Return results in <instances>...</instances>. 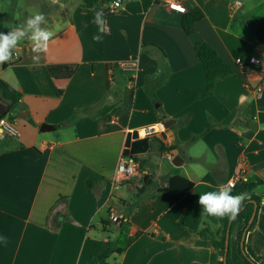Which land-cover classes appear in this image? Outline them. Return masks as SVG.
Masks as SVG:
<instances>
[{
    "label": "crops",
    "instance_id": "1",
    "mask_svg": "<svg viewBox=\"0 0 264 264\" xmlns=\"http://www.w3.org/2000/svg\"><path fill=\"white\" fill-rule=\"evenodd\" d=\"M27 1L33 6L27 17L45 14V26L55 35L39 64L32 62L25 41L11 62L0 65V80L22 94L11 114L19 136L0 139V236L8 239L7 246L0 243V264H88L111 240L110 233L118 235L102 229L112 215L130 222L131 236L142 234L111 264H216L220 253L200 232L219 239L220 222L202 214L199 195L237 175L245 182H264V89L258 99L235 63L257 57L264 76V51L249 23L258 12L243 10L236 0H185L187 13L199 8L205 15L187 35L181 26L184 14L171 11L168 0H123L116 14H105L110 0L92 8H84L83 0ZM6 2L0 3L4 33L17 22V0L3 8ZM101 10L97 25L93 18ZM95 34L102 42L92 40ZM201 43L234 70L205 99H199L207 87L205 70L195 51ZM132 60H139L138 77L118 67ZM57 65L77 66L68 82L50 75L48 67ZM163 66L168 79L155 90L160 104H154L145 85L161 77ZM159 121L174 122L164 137L148 139L147 152L136 148L139 176L113 184L124 151L130 152L135 139L144 140L137 132ZM201 139L213 162L190 153ZM202 168L206 175H200ZM144 175L152 184L137 208L136 189ZM174 176L192 181L193 189L159 192ZM256 193L264 195V187ZM243 229L242 223L230 237L232 264H245ZM244 249L264 264V202Z\"/></svg>",
    "mask_w": 264,
    "mask_h": 264
},
{
    "label": "trees",
    "instance_id": "2",
    "mask_svg": "<svg viewBox=\"0 0 264 264\" xmlns=\"http://www.w3.org/2000/svg\"><path fill=\"white\" fill-rule=\"evenodd\" d=\"M99 0H83L82 6L84 8H92L97 5ZM111 1V0H110ZM205 17L203 11L199 8H195L194 10L184 14V17L181 22V26L185 34L191 35L194 32V25L203 20ZM250 24L255 25V36L257 43L264 51V15L257 16L253 18ZM195 51L197 57L203 64L207 87L206 90L199 95V99H205L212 96L215 92V86L219 79L226 78L234 74V70L228 65L224 59L217 53L215 49H213L207 43L198 44L195 47ZM164 54V53H163ZM119 67V66H118ZM77 66L76 65H57V66H49L48 71L52 78L57 82L66 83L68 82L75 73ZM120 68V67H119ZM163 70V71H162ZM165 70V71H164ZM161 77L155 81H148L145 85V91L152 103L160 104L157 96L155 94V90L165 84L167 82L166 68L163 66L161 69ZM22 99V94L18 92L16 89L12 88L6 82L0 80V102L9 106V110L5 116H9L12 111L17 109L20 101ZM113 106L105 107L106 111H110L114 108ZM158 113L162 116L164 112L161 108L157 109ZM80 112H75L73 116L68 120V123H74L79 117ZM1 118V116H0ZM190 119V115L185 116L181 121V125H187ZM212 128V124H210L205 131L208 132ZM194 139V138H193ZM149 140H138L135 139L130 146V152L128 153L130 156L134 157L136 160V148L141 152H147L149 150ZM124 155H128L126 151L123 153ZM152 184V179L150 177L144 175L141 179L140 186L137 187V208L140 201L143 199L141 196L146 192L147 188ZM88 186L93 187L91 183H88ZM194 187V183L184 177L174 176L169 177L165 181V185L159 189V192L165 193H189ZM260 187H264L263 181H255V182H239L235 188H233V194L239 195L241 193H247V198L243 202V206L236 216L234 220H232L230 237L235 232L236 228L240 224H244V229L240 233V253L245 261V264H258L256 263L246 252L244 249V241L242 243L243 235L252 231L256 225L257 221V212L260 206L264 202V195H258L256 192ZM142 199H141V198ZM127 201H124L122 204H126ZM255 203L258 205L256 215L251 224L250 220L255 211ZM133 206L129 209L130 213H132ZM138 210V209H137ZM127 215V216H129ZM220 222V234L219 239H215L210 235L209 231L203 230L200 232V235L204 238H207L211 241L212 246L215 250L220 253V259L216 264H224L225 259V241H226V233L227 228L230 221L225 219H219ZM130 222L125 219V217L119 218L117 221H114L111 217L109 220H106L102 224V229L116 231L118 235L109 240L105 247H103L99 252L91 257V260L88 264H111L110 259L114 256L122 255L134 242L135 240L142 234L138 233L135 236L130 235ZM226 264H232L231 259V250L229 247V251L226 254Z\"/></svg>",
    "mask_w": 264,
    "mask_h": 264
},
{
    "label": "clouds",
    "instance_id": "3",
    "mask_svg": "<svg viewBox=\"0 0 264 264\" xmlns=\"http://www.w3.org/2000/svg\"><path fill=\"white\" fill-rule=\"evenodd\" d=\"M103 20V12L96 11L93 23L99 25ZM47 19L45 14L37 12L24 20L15 27H10L7 33L0 32V65L11 62L16 54L17 49L25 41L31 45L33 53L31 59L34 64H39L41 54L46 53L49 48V42L55 33L46 27ZM92 40L100 43L103 40L101 34L92 36ZM190 153L195 158L205 157L209 162L214 161L211 150L208 145L201 139L196 141L190 149ZM207 169L202 168L200 175H206ZM247 193L239 195L233 194V188L229 184H221L215 190L204 191L199 195L198 204L202 208V214L207 217L218 219L227 218L229 221L234 220L240 212ZM0 243L7 246L8 239L6 236H0Z\"/></svg>",
    "mask_w": 264,
    "mask_h": 264
},
{
    "label": "built area",
    "instance_id": "4",
    "mask_svg": "<svg viewBox=\"0 0 264 264\" xmlns=\"http://www.w3.org/2000/svg\"><path fill=\"white\" fill-rule=\"evenodd\" d=\"M237 5H240L239 3ZM167 6L171 11H175L181 14H186L187 9L185 6V0H168ZM124 8L123 0H111L105 14H116ZM237 68L241 74L245 76V86L252 91L259 99L263 94V73L261 71L262 61L257 57H252L248 60L247 64L238 58L235 61ZM247 65L249 68H247ZM119 67L132 77H138L140 74L139 60L125 61L119 64ZM114 123V122H113ZM167 132L165 122L159 121L155 124L149 125L140 129L137 132V136L143 139L150 138H162ZM19 136V130L15 123V120L11 116H4L0 118V139H16ZM172 159V157H169ZM139 162L132 156L122 155L119 159L116 169V175L114 178L115 185L131 181L139 176ZM243 181L240 175L231 178L227 184L235 188L236 185ZM122 217H115L112 215V219L117 221Z\"/></svg>",
    "mask_w": 264,
    "mask_h": 264
},
{
    "label": "rangeland",
    "instance_id": "5",
    "mask_svg": "<svg viewBox=\"0 0 264 264\" xmlns=\"http://www.w3.org/2000/svg\"><path fill=\"white\" fill-rule=\"evenodd\" d=\"M10 0H7L6 3H2L3 4V8H8L10 7L9 4L13 3L15 0H11L10 2H8ZM237 2H239L242 5V9H246L249 8L252 9V11H257L260 16L264 15V0H236ZM2 2V0H0V3ZM33 8V6H30L28 4L27 0H17V6L14 9V11H17V15H15V18L17 20L16 23H13L12 25H19L20 23H22L25 18H27V15L30 14V10ZM36 10V8H35ZM10 11H12V7L10 8ZM38 12V11H36ZM13 112V111H12ZM12 112L10 113L9 116H11ZM110 238L114 239V234L110 233Z\"/></svg>",
    "mask_w": 264,
    "mask_h": 264
},
{
    "label": "water",
    "instance_id": "6",
    "mask_svg": "<svg viewBox=\"0 0 264 264\" xmlns=\"http://www.w3.org/2000/svg\"><path fill=\"white\" fill-rule=\"evenodd\" d=\"M9 108H10L9 106H7V105H5V104H3V103L0 102V116L1 117H4L7 114ZM171 122H174V121H167V122H165V125H166L167 129L171 127V125H172ZM257 208H258V205L255 203V211H254V214H253V216H252L249 224H251L253 222L254 217L256 215V212H257ZM231 224H232V220L230 221V223L228 225L227 233H226L224 264H226V254L229 251ZM245 236L246 235L244 234L243 235V238H242V243L245 240Z\"/></svg>",
    "mask_w": 264,
    "mask_h": 264
}]
</instances>
